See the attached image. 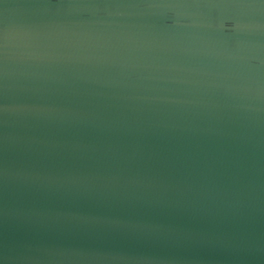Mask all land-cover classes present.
Wrapping results in <instances>:
<instances>
[{
	"label": "water",
	"instance_id": "obj_1",
	"mask_svg": "<svg viewBox=\"0 0 264 264\" xmlns=\"http://www.w3.org/2000/svg\"><path fill=\"white\" fill-rule=\"evenodd\" d=\"M0 264H264V0H0Z\"/></svg>",
	"mask_w": 264,
	"mask_h": 264
}]
</instances>
